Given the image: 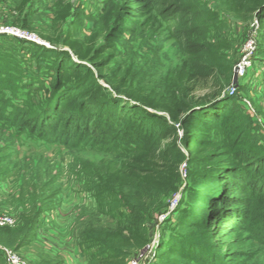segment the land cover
Segmentation results:
<instances>
[{"label":"rangeland","instance_id":"374dc122","mask_svg":"<svg viewBox=\"0 0 264 264\" xmlns=\"http://www.w3.org/2000/svg\"><path fill=\"white\" fill-rule=\"evenodd\" d=\"M160 1L148 0L143 21L151 17V25L140 27L123 23L122 0H30L24 7L22 0H0V82L7 74L0 96L9 103H0V237L17 242L0 245L6 264H91L100 247L111 246L129 252L127 264H163L160 249H175L173 239L186 237L179 216L192 207L187 192L198 190L194 181L212 165L209 153L216 146L246 168L258 194L264 191V149L253 150L245 137L240 141L242 125L230 120L200 136L211 151L180 166L177 189L172 177L139 167L141 156L121 148L137 127L115 129L109 93L119 87L149 115L168 118L181 99L175 80L192 70L193 46L206 48L233 72V87L225 92L264 130L257 17L238 14L229 0ZM81 66L105 90H84L100 108L93 115L73 94L87 79ZM59 68L62 77L55 82ZM26 103L30 108L21 116L4 113ZM257 199L248 226L259 240L245 264H264V202ZM130 203L149 209L145 239L130 225ZM27 215L37 216V229L21 246Z\"/></svg>","mask_w":264,"mask_h":264},{"label":"trees","instance_id":"16d2710c","mask_svg":"<svg viewBox=\"0 0 264 264\" xmlns=\"http://www.w3.org/2000/svg\"><path fill=\"white\" fill-rule=\"evenodd\" d=\"M122 1L123 23L133 22L140 27L151 25V17L143 21L150 13L148 0ZM29 2L30 0H22V6ZM160 2L168 3L170 0ZM229 2L238 14L257 17L262 41L257 47L256 54L264 58V0ZM192 49V70L186 76H180L175 80L181 99L178 107L174 111H169L168 118L163 115H149L141 102L119 87L112 89L114 91L109 93L110 99L107 102L112 109L110 116L113 126L119 133H122L127 123L137 127L134 137L123 143L121 148L141 156L139 167L172 177L176 189L180 178V166L197 158L200 153L208 154L211 151L203 146L206 141L200 140V136L205 132L220 130L226 120L232 121L234 125H242L240 141L245 137L253 150L264 149L262 127L252 122L247 115L240 113L235 95L229 96L225 92L233 83V72L226 70L218 57L209 53L206 48L193 46ZM81 68L83 75L88 74L89 68L85 66ZM60 71V68L54 71L55 82L62 77ZM6 77L7 74H4L1 82L6 81ZM86 77L79 90L73 94L77 95L79 103L89 104L93 115L100 108L89 101V91L95 89L103 91L104 88L93 83L95 77L90 73ZM1 82L0 87H4L1 86ZM87 87L90 89L88 93L84 91ZM0 103L9 106L3 96H0ZM10 107L11 112H4L7 117L21 116L29 105L26 103L23 108L15 105ZM150 107L152 110L155 109L152 105ZM34 108L35 106H32V109ZM180 130L183 131L182 137L179 136ZM105 137L104 139H107ZM86 143L90 149L94 148L92 140H86ZM182 147L187 149L188 155L182 151ZM1 156L4 155L0 154ZM208 159L212 165L204 175H200L194 181V187L198 190L187 192V200L192 207L184 208L179 216V227L186 237L173 239L177 241L176 244L179 243L175 249L166 247L160 249L158 254L164 260L163 264H185L183 263L185 260L194 264H245L253 257V250L258 245L259 238L248 225L254 212L252 201L259 198L264 202V191L258 194L259 190L252 188L248 179L250 174L246 172V168L235 163L228 151L216 146L209 153ZM4 169V162H1L0 175L4 173ZM127 209L131 227L145 239L147 234L145 223L149 209L143 204L133 203H130ZM36 229L37 216L27 215L24 218L21 246L30 241ZM195 229H199L198 235H190ZM15 243L17 244L15 241L9 242L0 237L1 246L13 248L16 246ZM109 249L108 251L107 247L105 249L100 247L99 253L91 259V264H127L128 251L113 246ZM0 264H6L1 255Z\"/></svg>","mask_w":264,"mask_h":264},{"label":"built area","instance_id":"2783aa9c","mask_svg":"<svg viewBox=\"0 0 264 264\" xmlns=\"http://www.w3.org/2000/svg\"><path fill=\"white\" fill-rule=\"evenodd\" d=\"M249 63H250V61H248ZM243 65H245V62L243 63ZM241 66V67H239L237 70H238V72H239V75H243V73H244V66ZM231 87H233L232 85H231ZM233 90L235 91V89L233 88ZM232 94H234V92H232ZM177 204H178V199H176V201H175V203L173 204V210L175 209V207L177 206ZM13 263H15V261L13 260Z\"/></svg>","mask_w":264,"mask_h":264}]
</instances>
